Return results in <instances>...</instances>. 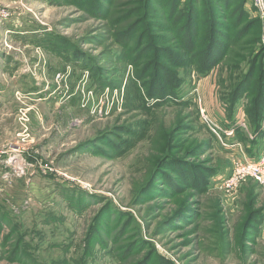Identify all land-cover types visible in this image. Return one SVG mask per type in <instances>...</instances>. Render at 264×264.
Returning <instances> with one entry per match:
<instances>
[{
	"label": "rangeland",
	"instance_id": "obj_1",
	"mask_svg": "<svg viewBox=\"0 0 264 264\" xmlns=\"http://www.w3.org/2000/svg\"><path fill=\"white\" fill-rule=\"evenodd\" d=\"M184 1L0 0V264H264V12Z\"/></svg>",
	"mask_w": 264,
	"mask_h": 264
},
{
	"label": "built area",
	"instance_id": "obj_2",
	"mask_svg": "<svg viewBox=\"0 0 264 264\" xmlns=\"http://www.w3.org/2000/svg\"><path fill=\"white\" fill-rule=\"evenodd\" d=\"M254 2L256 6L264 12V0H254ZM9 16V11L0 5V26L5 20H8ZM212 129L217 134L219 133L218 129H216L214 126H212ZM229 146L237 147L238 149L243 150V152H239V157H237L233 172L225 177L218 176L216 183H218L220 187H232L237 184L244 176H250L255 177L264 185V151L256 156V158H249L246 156L244 151L245 149L243 148L241 142L238 141Z\"/></svg>",
	"mask_w": 264,
	"mask_h": 264
},
{
	"label": "trees",
	"instance_id": "obj_3",
	"mask_svg": "<svg viewBox=\"0 0 264 264\" xmlns=\"http://www.w3.org/2000/svg\"><path fill=\"white\" fill-rule=\"evenodd\" d=\"M179 1H181V0H179ZM198 1H199L198 2L199 5H196V4H194L195 0H185L184 5L186 7L183 9V14L185 16L188 15V17H189V15L196 13L198 8L200 7V1L201 0H198ZM218 1L221 2V0H218ZM223 2H224V5L227 7V10H229L233 4L237 3L238 4V10L240 11L241 15L242 16L249 15V12L246 9V0H224ZM198 16H201V12L198 13ZM230 17L231 16L229 15V16L225 17L224 19L226 21H228ZM216 30L217 29L214 26H212L211 28L208 29L209 39H208L207 49L210 51L207 50L204 52L202 63H208V64L210 63L213 65L215 63V60H216L215 59V57L217 56L216 54L222 53L221 52L222 49L225 51V48H226L225 45L218 43L219 40L224 38V37H220V35H219L220 31L217 30V31H219V32H217ZM260 68H261V71L264 72V54L261 57V67ZM177 93H178V91H177V89H175L174 93H171L170 95L174 94L177 98L180 99L181 97H180L179 93L178 94ZM235 127H236V130L238 132L242 131L239 126L235 125ZM239 142H240V139H239ZM215 174L216 173H214L213 176Z\"/></svg>",
	"mask_w": 264,
	"mask_h": 264
}]
</instances>
